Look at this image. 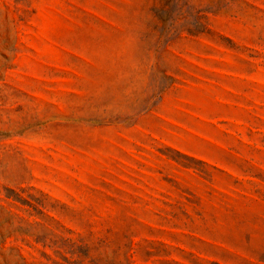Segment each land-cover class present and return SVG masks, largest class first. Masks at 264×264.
<instances>
[{
    "label": "rangeland",
    "instance_id": "1",
    "mask_svg": "<svg viewBox=\"0 0 264 264\" xmlns=\"http://www.w3.org/2000/svg\"><path fill=\"white\" fill-rule=\"evenodd\" d=\"M0 264H264V0H0Z\"/></svg>",
    "mask_w": 264,
    "mask_h": 264
}]
</instances>
